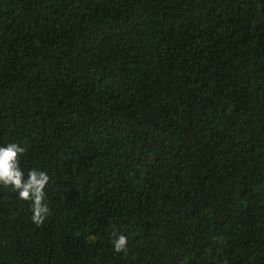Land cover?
<instances>
[{"label": "trees", "instance_id": "trees-1", "mask_svg": "<svg viewBox=\"0 0 264 264\" xmlns=\"http://www.w3.org/2000/svg\"><path fill=\"white\" fill-rule=\"evenodd\" d=\"M9 143L0 264H264V0H0Z\"/></svg>", "mask_w": 264, "mask_h": 264}, {"label": "clouds", "instance_id": "clouds-1", "mask_svg": "<svg viewBox=\"0 0 264 264\" xmlns=\"http://www.w3.org/2000/svg\"><path fill=\"white\" fill-rule=\"evenodd\" d=\"M25 148L16 143L0 146V185L14 190L19 198L31 202V220L41 226L51 215V209L46 202V186L50 177L44 171L31 169L25 173L20 166L21 156ZM113 248L116 253L127 252L128 238L124 234L113 231Z\"/></svg>", "mask_w": 264, "mask_h": 264}]
</instances>
